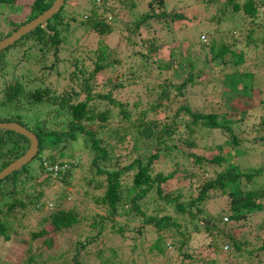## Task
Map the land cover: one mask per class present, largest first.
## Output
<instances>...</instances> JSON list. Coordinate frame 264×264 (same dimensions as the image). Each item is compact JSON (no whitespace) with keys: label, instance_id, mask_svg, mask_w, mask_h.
I'll use <instances>...</instances> for the list:
<instances>
[{"label":"trees","instance_id":"1","mask_svg":"<svg viewBox=\"0 0 264 264\" xmlns=\"http://www.w3.org/2000/svg\"><path fill=\"white\" fill-rule=\"evenodd\" d=\"M52 1L53 0H30L28 3H26V1L21 4L17 2V0H0V7H7L8 11H10L13 10L14 7L19 9L23 5H26L28 11L21 20L18 21L19 24L17 25L20 26L48 8ZM225 1L227 5L222 6V11L225 12V10L229 9L232 13L231 16L238 15L237 17H239V20H248L249 30L246 35L245 43H254L257 46L264 43V20H259L263 12V0ZM131 3L133 4V2ZM93 4H95V2H93ZM162 5L163 3L160 1L161 10L149 8L146 12L138 15L128 24L129 27H131L130 29L135 31L134 29L141 28L145 23L155 21L159 25L163 24L164 27V25L168 26V24L173 21L187 17L180 11L168 12L165 10L164 5L163 7ZM62 7L63 5L44 23L37 25L30 32L22 35L4 49L12 46L17 48L26 44L24 51L26 52L27 49L30 51L36 46L40 58H45L47 54L53 55V60L48 67H55L61 43L65 41L64 31L69 25L68 21L62 18ZM222 11H220L221 14ZM87 13L89 14L85 15L87 17V20H84L85 24H88L93 30L99 33L111 29L107 26L104 18H97L96 10ZM71 20H74V17H71ZM14 23V21L10 22L12 27ZM17 27L12 29L15 30ZM11 28H7L5 31L0 29V39L3 35V37H5L10 34L13 31H11ZM255 33L259 34L260 37L257 38L256 36L253 38ZM154 45L156 44L154 43ZM154 45L150 44L147 49L148 53L145 52V55L142 54L144 64L148 54L155 50ZM207 48L208 51L205 52L203 62L217 58L215 63H219L220 66L217 67L215 65V67L220 71H224L221 85L225 89L239 95L250 97L251 91L253 92L255 88L253 83L254 75L252 72L240 68L244 60V50L237 49L234 42L230 44L221 42L218 46H215L214 42L210 41L207 44ZM4 49L0 51V70L6 66L4 60L7 54H4L5 52L2 53ZM96 51L97 56L94 61L96 66L93 70L106 68L110 64L118 62L117 59L113 57L109 61L102 62V60L107 57L104 45H100ZM207 55H210V57ZM170 56L171 60L169 61V65L172 63H179L182 67L190 68L188 75L180 83L175 85L178 91L182 89L183 92L187 85L198 81L200 75H194L191 72L193 62H191L187 53L179 49L175 51V49L170 47ZM59 60L61 61L63 58ZM71 60L73 65L80 70L82 64H80V66L76 64L77 58ZM154 63L156 64V62ZM158 67L160 66L158 65ZM226 68L229 70L227 71ZM78 72L77 75L74 76L75 79L77 78L76 84L77 82L80 83L78 89L74 84V86L70 88L69 93H65L59 100H56L58 96H49L47 88L36 90L32 93L30 91H23L21 82L15 80L13 77L10 78L12 80L4 82L0 90V93H2L1 103L6 106L17 107L22 112L16 119L2 117L0 120L17 121L33 131L38 138V147L40 150L53 147L56 148L57 151H65L67 155L70 153L69 156L71 157L69 159L60 160L56 159V156L47 153L49 163L59 162V165L66 163L64 172L60 170L55 174L52 170L44 168L40 163V167L36 172L34 169L32 172V169H27L26 165H23L18 174L17 170L20 168L0 179V206L1 204H6L7 208L12 209L14 206L27 207V204L30 203L33 209H40L42 195L45 194L46 190H53L50 184L55 181H65L70 171L78 165L79 159L77 158V162L75 161L74 153L71 152V143L78 140L82 135L84 137L81 136L82 138L80 137L79 139L83 146L86 147L85 151L88 148L91 154V156L89 155L90 171L95 176H103L102 179L99 178L100 184L103 181V184H101L103 186L102 195L95 198L94 202L99 204L104 209L105 213L97 212L96 216L92 217L89 223L92 226H97V230L92 234L86 235L82 242H77L81 247H84L85 244H93L96 240L101 241L106 232L104 230L106 227L105 221L109 219L113 222L115 216L122 215L131 219L141 218L143 224L141 227L139 226L137 228L138 230L140 228V231L148 229L145 225L154 227L153 230H155L157 235L154 242L148 247L149 252L154 250L158 254L165 255L169 261L171 260L170 263L167 264H194V262L201 264V262L194 261L195 259L192 260L193 257L187 251L180 254L179 251L182 244H184V239L179 237H173L175 248L178 249L177 254L169 253L170 250L166 253L160 230L168 227L177 229L179 226L184 225L181 231V233L184 234L186 227L197 229L199 226L194 219L201 214L202 208L208 202L207 199L214 195L226 196L225 206L223 207L224 210L217 216L211 215V217H205V227L208 228L207 224L209 222L211 223L210 228L214 227L211 220L212 218L216 220V223L221 224V221L224 223L225 220H223L222 217L226 215V219H228V217L233 219L236 225H241V220L252 215H254L253 219H259L258 213L264 211V204L262 202L264 199V184L253 188L246 186V180L250 181L254 173H261L263 168L251 167L248 170H241L238 167V162H236L234 158V156H237V158L243 156L237 155L241 154L238 149H240L242 145L239 135L233 130V123L242 119L247 112L248 103L239 100L238 97L235 96L231 98L230 103L236 105L237 108L231 110L224 109L219 112L205 110L201 106L192 107L185 102L175 109V116H173V118H164V116H162L161 118L164 119H161L159 116H156L150 120H142V116H144L146 112L141 111L138 113V118L134 120L130 119V109L127 108V104L125 103L122 105L121 102L115 101L110 90L93 93L89 92V90L92 89V84L89 82V75L91 72H88L87 76L81 75L83 71H80V74ZM201 73L205 74V70L202 69ZM207 80V78H204V82ZM167 82L171 86V81L167 80ZM112 85L115 84L112 83ZM112 85L111 89L114 87ZM96 98H99L100 101L95 100L93 103H90V101ZM104 99L105 102L101 104V100ZM48 103H50V105ZM158 103L162 104L163 102L159 100ZM42 105H47V116H42L41 118L37 117V120L34 122L33 116L36 114L33 113V111L41 109ZM184 115H187L185 117L186 119L190 116V121L186 120L182 122L180 127L176 124V121L173 124L174 117H183ZM20 118H27L28 121L23 119V122ZM114 121H117L123 127V131L119 127L111 128L110 131L114 133L109 132L110 137L115 139L116 144H118V142L121 144L127 141L126 138H131L132 146L126 153L129 154L132 148L135 153V156H132L129 162L121 166H117L119 164L118 158H123L124 156L122 155L125 153L114 154L112 150L105 147V144L108 143L107 136L101 137V133L105 131L106 122ZM260 124L264 126V122L261 121ZM194 128L195 132L192 133ZM217 128L228 134H226L227 138L224 142L204 146L202 149L198 148L196 136L201 131H205L204 135H206L208 129ZM204 135L202 136L204 137ZM84 138L85 140L83 141ZM28 143L29 141L24 135L13 130L0 129V170L22 154L27 148ZM235 151H237V154ZM159 162L161 164L158 165ZM214 165H223V167L211 173L209 167ZM169 166H171V170H168L167 173L161 171ZM92 168H94L95 171ZM128 172H130L129 180L127 178V180H123L122 177H125ZM242 177L245 181L240 184ZM170 181H176L177 183L174 187L168 189L167 186ZM28 183L35 185V188L33 187V190L28 189L26 187ZM65 193L66 190L60 191L57 194L55 193L57 195L55 196V202H58ZM202 203H204L203 207ZM149 204L154 206V208L147 211V208L150 206ZM170 206L173 210L177 211L178 214L187 215L190 221L186 217L188 222L179 224L171 220L169 214L158 216L160 211L168 209ZM49 218L51 224L50 229L42 228L38 231L31 232V238L33 239L46 236L42 243L47 247H52L54 243L53 234L63 229L70 228L71 225L79 222V218L75 212L60 207L53 209L49 214ZM109 227L110 229H114L112 224ZM260 227H264V222L262 223L261 221V224L256 226L255 229ZM123 230V226L119 225L115 232L123 235ZM217 233L219 237H213L214 239L209 243L214 256H212V258L204 257V263L236 264L246 259L247 264H253V262H256L254 264H264L259 258V255L264 258V235L261 239L253 240V238L249 239V237H245L246 235L244 232L235 236L222 226L217 228ZM0 235L4 241L12 239V235L6 232L2 221H0ZM255 242L258 244H255ZM224 243H227L225 251L222 250ZM251 243L255 244L250 246L251 250L244 247V245L249 246ZM103 244L104 243H102V245ZM41 246L42 245H39L37 248ZM117 248V250L121 251L120 246ZM128 249L130 251L136 250V252H134L132 256L127 255V258L122 259L121 255L117 254L118 252L114 247L110 249L109 254L103 256L105 248L101 246V248L97 250V256L100 258L99 264H143L146 262L145 259L138 258L139 256H143L144 253H140L142 249L137 242L128 244ZM77 250L79 249L77 248ZM245 251L251 252H249L247 258H242ZM80 253L79 251L75 253L73 258L74 264H79ZM32 259L33 255L29 256L28 260L30 261ZM62 261L67 263L69 260L67 261L64 258Z\"/></svg>","mask_w":264,"mask_h":264},{"label":"rangeland","instance_id":"2","mask_svg":"<svg viewBox=\"0 0 264 264\" xmlns=\"http://www.w3.org/2000/svg\"><path fill=\"white\" fill-rule=\"evenodd\" d=\"M29 1L17 0L21 4ZM160 1H162L166 11H180L187 17L173 21L168 26L164 25V27L163 24L159 25L156 21L148 22L141 28L132 31L128 24L149 8L161 10ZM100 2L101 0L64 1L61 15L63 20L68 21L69 25L64 31L65 41L61 43L58 60L53 68L48 67L53 60V55L47 54L45 58H40L36 46H33L34 48L30 50L31 52L29 49L24 52L26 44L17 48L12 46L4 49L2 53L5 52L4 54H7L4 60L6 66L0 70V90L4 82L12 80L10 78L13 77L21 82L23 91L33 93L36 90L47 88L48 95L52 97L58 96L56 100H59L65 93H69L70 88L74 84L78 89L80 83L77 82L76 84L77 78H74L78 71L79 74L80 71H83L81 73L82 76H87L88 72H91L89 82L92 84V89L89 92L110 90L115 101L121 102L122 105L127 104V108L130 109V119L134 120L138 118V113L141 111L146 112L142 116V120H150L156 116L173 118L175 109L185 102L192 107L201 106L205 110L219 112L224 109L231 110L237 108V106L232 105L230 100L232 97L237 96L239 100L248 103V105L247 112L242 119L233 123V130L239 135L242 145L238 149L241 154H237V151L235 152L237 155L243 156L238 158L234 156V158L241 170H248L251 167L263 168L261 173L257 174L255 172L250 181L246 180V186L256 188L259 187L258 185L264 184V126L260 124L261 121L264 122V43L258 46L254 43H245L249 30L248 20L241 21L237 17L238 15L231 16L232 13L229 9L225 10V12L222 11V6L227 5L225 0H102L103 3ZM92 10H96L97 18L106 20L107 26L111 28L108 30L109 32L102 31L98 33L88 24H85L84 20H87L85 15ZM262 10L259 20L263 21L264 0ZM27 11L28 7L26 5L19 9L14 7L10 11H8L7 7H0V29L5 31L7 28H11V21L15 22L12 28L17 27L18 21L21 20ZM220 11H222V14ZM71 17H74V20H71ZM12 28L11 31L13 30ZM256 36L257 38L260 37L259 34L255 33L253 38ZM210 41H213L215 46H218L221 42L227 44L234 42L237 49L244 50V60L240 68L248 70L254 75L253 83L255 88L253 92L251 91L250 97L239 95L225 89L221 85L224 71H220L215 67V65L217 67L220 66L219 63H215L217 58L203 62L205 52L208 51L207 44ZM150 44L154 45L155 50L148 54L144 64L142 54L148 53L147 49ZM100 45L105 46L107 53V57L102 62L109 61L112 57L117 59L118 62L110 64L106 68L93 70L96 66L94 62L97 56L96 50ZM170 47L175 49V51L179 49L187 53L191 62H193L191 72L194 75H200L198 81L187 85L183 92L182 89L178 91L175 85L188 75L190 68L182 67L179 63L169 65L171 60ZM207 56L210 57V55ZM60 58H63V60L60 61ZM73 58H77L76 64L78 66L82 64L81 69L79 68L80 70L73 65L71 60ZM202 69L205 70V74L201 73ZM226 70L228 71L229 69L226 68ZM204 78L208 80L204 82ZM167 80L171 81V86ZM112 83L115 85H112ZM111 85L114 86L112 89ZM1 95L2 93H0V118L16 119L17 116H20L22 111L19 108L6 106L1 103ZM95 100L100 101L99 98H96L90 103ZM159 100L163 103H158ZM104 102L105 99L101 100V104ZM48 104L50 105V103ZM46 111L47 105H42L41 109L33 111L37 115L33 116L34 122L37 117L47 116ZM186 116L174 117L173 124L176 121V124L180 127L182 122L190 121L191 117L189 116L186 119ZM20 119L23 122V119L28 121L27 118ZM91 124L94 125L93 123ZM106 124L105 131L101 133V137L107 136L108 143L105 144V147L112 150L116 155L125 153L122 155L124 156L123 158H118L119 164L117 166L124 165L129 162V159H132V156H135L133 148L129 154L126 153L132 146V139L126 138L127 141L116 144L115 139L109 135V132L114 133L110 129L119 127L123 131V127L117 121L106 122ZM194 130L195 128L192 133L195 132ZM204 134L205 131H201L196 136L198 140L197 146L200 149L204 148V146L223 143L228 135L218 128L208 129L206 135ZM79 138L71 143V152L74 153L75 161L77 162V158L79 159L78 165L70 171L65 181H55L50 184L53 190H46L45 194L42 195L40 209H33L30 203L27 204V207L14 206L12 209L7 208L6 204H1L0 221H2L6 232L12 235V239L4 241L0 235V264H74L73 258L77 251L81 252L79 264H99L100 258L97 256V250L101 246L105 248L103 256L109 254L112 247L117 250V247L120 246L121 251L117 250V254H120L121 258L125 259L127 255L132 256L136 252V250L130 251L128 249V244L134 242H137L142 249L140 253H144H142L143 256L138 258L145 259L146 262L140 263H170L171 260L169 261L165 255L158 254L154 250L149 252L148 247L154 242L157 233L153 230V226L148 225H145L148 229L140 231L139 228L138 230L137 228L143 224L141 218L131 219L117 215L113 222L108 219L105 221L106 227L104 230L106 232L101 241L96 240L93 244H85L84 247L79 246L77 242H82L86 235L92 234L97 230V226H92L89 223L92 217L96 216L97 212L105 213L104 209L94 202L95 198L102 195L103 186L101 184H103V181L100 184L99 178L102 179L103 176H95L90 171L89 155L91 156V154L88 148L85 151L86 147L83 146ZM45 150L47 153L54 154L56 159L65 160L71 157L69 156L70 153L67 155L65 151H57L53 147ZM45 150L38 149L37 154L25 164L26 168L32 169V172L33 169L35 172L38 171L41 157L46 153ZM159 164L161 163L159 162ZM170 167L161 171L167 173L168 170H171ZM222 167L223 165H214L209 167V171L213 173ZM92 169L95 171L94 168ZM20 170L21 168L17 170V174ZM129 174L130 172L126 173V176H123L122 179L129 180ZM244 181L242 177L240 184ZM176 183V181H170L167 186L168 189L174 187ZM34 186L28 183L26 187L33 190ZM63 190H66V193L58 202H55L56 194ZM207 200L208 202L205 206L202 203V207L204 206L205 208L200 206L202 208L201 214L199 213L200 215L194 219L199 226L197 229L186 227L184 234L181 233L184 225L179 226L177 229L168 227L160 230L166 253L170 250L169 253L177 254L178 249L175 248L173 237H179L184 239V244H182L179 251L180 254L187 251L193 257L190 256L192 260L195 259L194 261L206 264L204 263V257L212 258L214 256L209 243L214 239L213 237H219L217 233L219 226H222L227 231L229 230L235 236L244 232L245 237H249V239L258 240L263 237L264 227L258 229H255V227L260 225L261 221L262 223L264 222V211L258 213L259 219L257 220L253 219L254 215L241 220V225H236L234 220L229 217L228 219L222 217L225 220L224 223L223 221H221V224L216 223V220L212 218L214 227L210 228V222L207 224L208 228L205 227V217L217 216L223 212L226 196L214 195ZM262 202L264 204V199ZM149 205L147 211L154 208L151 204ZM57 207L75 212L79 222L74 223L70 228L53 234L54 243L52 247H47L42 243L46 236L33 239L31 238V232L42 228L50 229L49 214ZM162 214H169L171 220L179 224L188 222L189 219L187 215L178 214L171 206L160 211L158 216ZM111 224L114 229H110L109 226ZM119 225L123 226V235L115 232ZM102 243L104 244L102 245ZM255 244L258 243L255 242ZM255 244L251 243V245H244V247L251 250L250 246ZM39 245L42 246L37 248ZM226 246L227 243H224L223 251L226 250ZM249 252L251 251H245L242 258H247ZM31 255H33V259L29 261L28 258ZM259 256L260 260L264 262L263 256ZM64 258L70 262L62 261ZM195 263L198 264L197 262ZM236 264H247V262L245 259Z\"/></svg>","mask_w":264,"mask_h":264},{"label":"water","instance_id":"3","mask_svg":"<svg viewBox=\"0 0 264 264\" xmlns=\"http://www.w3.org/2000/svg\"><path fill=\"white\" fill-rule=\"evenodd\" d=\"M64 0H53L48 8L39 13L36 17L30 19L29 21L21 24L15 30H13L10 34L0 39V51L10 44H12L15 40L20 38L22 35L30 32L37 25L44 23L47 19L52 17L54 13H56L61 6L63 5ZM0 129H8L13 130L19 134L24 135L29 143L25 151L16 157L14 160L9 162L0 170V179L4 178L6 175L11 173L14 170L21 168L25 165L29 160L33 158V156L38 151V138L27 127L21 125L17 121H0Z\"/></svg>","mask_w":264,"mask_h":264},{"label":"clouds","instance_id":"4","mask_svg":"<svg viewBox=\"0 0 264 264\" xmlns=\"http://www.w3.org/2000/svg\"><path fill=\"white\" fill-rule=\"evenodd\" d=\"M38 149H39V147H38ZM38 152V151H37ZM46 152V151H45ZM37 154V153H36ZM35 154V155H36ZM52 156H54V154H52ZM48 156H47V152L42 156V158H41V164H42V166L44 167V168H46L47 169V166L46 165H44V161H47L48 162ZM49 163V162H48ZM50 164H56L57 166H58V171L55 173V174H57L60 170H62L63 172H64V167H66V163H63L62 165H59V162H53V163H50ZM54 173V172H53ZM224 217H226V216H224ZM223 217V218H224Z\"/></svg>","mask_w":264,"mask_h":264},{"label":"built area","instance_id":"5","mask_svg":"<svg viewBox=\"0 0 264 264\" xmlns=\"http://www.w3.org/2000/svg\"><path fill=\"white\" fill-rule=\"evenodd\" d=\"M43 163L47 166V169L52 170V172L56 173L58 171V166L56 164H50L47 161H44ZM224 219H226V217H224Z\"/></svg>","mask_w":264,"mask_h":264},{"label":"bare ground","instance_id":"6","mask_svg":"<svg viewBox=\"0 0 264 264\" xmlns=\"http://www.w3.org/2000/svg\"><path fill=\"white\" fill-rule=\"evenodd\" d=\"M176 138V137H175ZM152 153V152H151Z\"/></svg>","mask_w":264,"mask_h":264}]
</instances>
